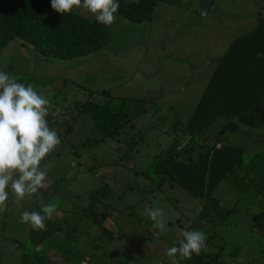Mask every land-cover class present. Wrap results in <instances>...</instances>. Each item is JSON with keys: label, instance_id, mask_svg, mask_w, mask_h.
I'll return each mask as SVG.
<instances>
[{"label": "rangeland", "instance_id": "1", "mask_svg": "<svg viewBox=\"0 0 264 264\" xmlns=\"http://www.w3.org/2000/svg\"><path fill=\"white\" fill-rule=\"evenodd\" d=\"M73 10L96 18L83 7ZM260 16L264 0H216L207 16L201 0H156L150 20L116 16L104 46L88 55L46 57L21 38L10 40L0 51V71L49 97L47 120L61 143L44 161L45 188L20 204L10 192L0 212V264H170L167 250L192 225L206 234L207 253L201 262L192 255L179 264H264V108L258 151L246 150L236 176L215 191L216 201L205 205L152 171L174 140L180 146L193 142L183 127L218 59ZM103 91L148 103L117 135L82 150L88 138L102 135L82 105L89 97L106 101ZM134 101L128 110L137 114ZM227 138L241 142L237 135ZM105 184L113 200L102 207L94 195ZM48 203L57 209L46 230L21 222L24 211ZM147 207L164 210L168 231L160 232ZM61 237L72 240L74 258L57 244ZM28 243L40 253L29 252Z\"/></svg>", "mask_w": 264, "mask_h": 264}, {"label": "trees", "instance_id": "2", "mask_svg": "<svg viewBox=\"0 0 264 264\" xmlns=\"http://www.w3.org/2000/svg\"><path fill=\"white\" fill-rule=\"evenodd\" d=\"M119 4L116 16L144 22L152 18L156 0H119ZM108 35V26L96 18L88 19L74 10L61 14L52 9L51 0H0V51L10 40L21 38L23 45H32L46 57L70 59L100 49ZM103 93L109 96L106 101L89 97L82 105V112L91 115L94 128L102 134L94 142L88 138L81 145L82 150L89 149L101 139L117 135L128 121L145 111L148 103L141 98L134 101L130 97L118 98L107 91ZM131 101L135 102L133 111L138 105L137 114L128 110ZM263 108L264 17L261 16L256 27L236 37L228 51L219 58L183 127L193 142L180 146L174 140L155 158L152 171L186 189L205 205L216 201L215 191L223 180L236 176L237 167L246 161V150L250 147L255 149L254 153L258 151L259 137L263 134L258 127L259 112ZM207 135L209 138L205 139ZM234 135L240 137V143L228 140L227 136L235 139ZM107 187L102 185L94 195L96 205L105 207L113 200ZM194 229L192 225L188 230ZM71 241L61 237L57 244L74 258L76 251ZM26 249L31 253L35 251V255L40 253L30 243ZM206 253L204 248L199 255H193L201 262Z\"/></svg>", "mask_w": 264, "mask_h": 264}, {"label": "clouds", "instance_id": "3", "mask_svg": "<svg viewBox=\"0 0 264 264\" xmlns=\"http://www.w3.org/2000/svg\"><path fill=\"white\" fill-rule=\"evenodd\" d=\"M51 7L64 14L81 8L95 15L96 20L111 26L116 20L119 0H51ZM49 97L38 93L31 84L17 82L0 71V212L7 209L10 192L20 204L46 187V158L61 143L58 132L50 127L47 116ZM57 204L48 203L40 211H24L20 220L36 230H46L45 221L52 218ZM146 214L161 233L168 231V221L162 208L147 207ZM178 246L167 250L170 264L199 255L206 247V234L200 230H185Z\"/></svg>", "mask_w": 264, "mask_h": 264}, {"label": "water", "instance_id": "4", "mask_svg": "<svg viewBox=\"0 0 264 264\" xmlns=\"http://www.w3.org/2000/svg\"><path fill=\"white\" fill-rule=\"evenodd\" d=\"M216 0H201V12L204 16H207ZM113 256H116L117 252H112Z\"/></svg>", "mask_w": 264, "mask_h": 264}, {"label": "crops", "instance_id": "5", "mask_svg": "<svg viewBox=\"0 0 264 264\" xmlns=\"http://www.w3.org/2000/svg\"><path fill=\"white\" fill-rule=\"evenodd\" d=\"M215 2H216V1H215ZM213 5H214V4H213ZM212 7H213V6H212ZM211 9H212V8H211ZM260 17H261V16H260ZM258 20H259V19H258ZM257 24H258V21H257ZM255 27H256V26H255ZM255 27H254V28H255ZM254 28H253V29H254ZM253 29H251V30H253ZM251 30H249L248 32H250ZM248 32H247V33H248ZM245 34H246V33H245ZM233 40H234V39L232 38L231 42H232ZM225 53H226V52H225ZM221 57H222V56H221ZM218 60H219V59H218ZM217 63H218V62H217Z\"/></svg>", "mask_w": 264, "mask_h": 264}, {"label": "built area", "instance_id": "6", "mask_svg": "<svg viewBox=\"0 0 264 264\" xmlns=\"http://www.w3.org/2000/svg\"><path fill=\"white\" fill-rule=\"evenodd\" d=\"M218 146H220V144H218Z\"/></svg>", "mask_w": 264, "mask_h": 264}]
</instances>
